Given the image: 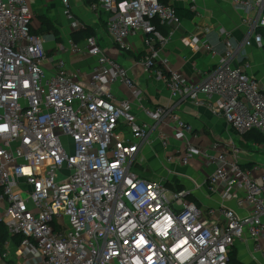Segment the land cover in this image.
<instances>
[{"label": "built area", "instance_id": "1", "mask_svg": "<svg viewBox=\"0 0 264 264\" xmlns=\"http://www.w3.org/2000/svg\"><path fill=\"white\" fill-rule=\"evenodd\" d=\"M175 1H189V11L197 12V0ZM233 1L256 14L243 20L250 30L245 45L254 37L264 53V0ZM92 8L110 13L106 31L121 50H131L129 39L142 40L143 72L163 83L175 104L149 106L145 90L93 36L86 45L97 66L88 81L78 80L32 33L31 0H0V221L10 236L21 237L19 257L25 264H229L231 251L247 238L264 256V174L255 177L258 165L243 169L237 147L228 151L216 142L204 151L188 143L168 160L187 166L195 156L209 159L215 167L209 190L245 215L226 205L200 208L190 191L138 173L139 155L159 125L171 120L180 133L192 132L176 113L182 102L209 105L239 135L264 138V89L247 73L249 63L234 66L230 33L220 32L226 52L216 69L190 84L165 56L182 26L173 5L98 0ZM158 25L173 29L164 36ZM181 42L217 56L199 35ZM115 85L135 104L117 102ZM160 140L167 150L168 137ZM7 258L6 250L0 264Z\"/></svg>", "mask_w": 264, "mask_h": 264}, {"label": "crops", "instance_id": "2", "mask_svg": "<svg viewBox=\"0 0 264 264\" xmlns=\"http://www.w3.org/2000/svg\"><path fill=\"white\" fill-rule=\"evenodd\" d=\"M96 3L98 0H70V6L66 8L61 0H31L34 14L32 33L40 38H46L48 42H44L45 48L50 57L65 60L69 71L80 81H88L97 66L98 60L91 56L86 45L87 37H96L106 54L128 69L132 78L145 90L149 106L174 105L175 101L171 100L165 85L148 78L143 72L141 61L146 53L142 40L129 39L131 50H121L106 31L110 13L103 8L94 11L92 6ZM165 4L173 5L182 17L179 16L182 20L181 28L177 29L175 37L165 50L172 70L182 74L190 84L199 83L207 73L216 69L220 58L225 55L226 47L220 35L224 30L230 33L229 40L235 53L234 66L249 63L247 73L259 81L264 89V53L254 42V37L251 46L245 45L250 30L243 20L249 15L256 16L251 14L247 6L237 5L233 0H197V12L194 13L192 20H187L184 15L185 11L190 12L189 1L165 0ZM67 11L70 12L69 15ZM41 18L50 22L51 27L59 31L58 36L53 38L51 31L46 32V35L40 33L42 29L45 31L46 27L42 26ZM74 24H78L79 27H74ZM158 29L162 35L168 36L173 28L158 25ZM184 35H199L213 47L217 56L213 57L203 50L198 53L190 51L181 42ZM71 44L78 46L80 52H72ZM112 92L117 102L124 100L134 104L136 102L131 93L121 85L113 86ZM176 110L180 118L192 127V132L180 133L171 120L159 125L152 134L151 143L145 145L139 155V175L146 179H158L173 191H190L191 201L200 208L226 205L237 209L234 201L225 200L222 194H214L209 190L207 185L209 176L215 169L209 159L195 156L189 165L183 166L178 161L170 162L168 158L182 155L188 143L207 151L214 143L219 142L222 149L228 151L232 147L240 149V163L243 169L258 165L260 172L255 177H259L264 174V138L258 132L239 135L225 119L217 116L209 105L200 107L188 101L179 103ZM139 115L142 120L151 123L143 114ZM162 134L168 137L167 150L160 140ZM257 135L261 136V141H258ZM3 207L0 204V216ZM237 211L245 215L244 211L239 209ZM18 248L17 240H8L3 246V251L0 250V256L6 250L8 252V258L2 259V264H25L17 254ZM235 251L243 264H264V256L255 252L254 243L248 238L238 242Z\"/></svg>", "mask_w": 264, "mask_h": 264}, {"label": "trees", "instance_id": "3", "mask_svg": "<svg viewBox=\"0 0 264 264\" xmlns=\"http://www.w3.org/2000/svg\"><path fill=\"white\" fill-rule=\"evenodd\" d=\"M177 14H178V16L181 17V13H180L179 11H177ZM194 16H195L194 13H190V12L185 11V15H184V17H185L187 20H192V19L194 18ZM181 18H182V17H181ZM40 21H41L43 27L46 26V27L49 28V27H51V25H52L50 22H48V21H44V18H41ZM50 30H54V31L56 32V30H55L53 27H51ZM42 31H43V30H42ZM42 31H41V32H42ZM41 32H40V33H41ZM89 37H92V36H89ZM89 37H87V39H88ZM87 39H86V40H87ZM257 137H258V141H259V140H260V141L262 140V138H261L260 135H257ZM8 240H17V244L19 245L20 242H21V237H12V236H10L9 233H8V229H7L6 225H5V222H4V221H0V250H1V251H3V250H2V249H3V246H4V244H5ZM229 264H243L242 262L239 261L235 249H233V250L231 251Z\"/></svg>", "mask_w": 264, "mask_h": 264}, {"label": "rangeland", "instance_id": "4", "mask_svg": "<svg viewBox=\"0 0 264 264\" xmlns=\"http://www.w3.org/2000/svg\"><path fill=\"white\" fill-rule=\"evenodd\" d=\"M34 16V15H33ZM55 29V28H54ZM43 30V29H42ZM56 30V32L54 31V30H50V28H48V27H45V31H42L41 33H43L42 35H46V32L47 33H49V31H51L52 32V34H53V38L54 37H56V36H58V34H59V31L57 30V29H55ZM42 39L44 40V42L46 41V42H48V40L46 39V38H44V37H42ZM53 40V39H52ZM45 42V43H46ZM24 196V198H26V196L25 195H23ZM0 210H1V208H0ZM2 213H3V210L1 211Z\"/></svg>", "mask_w": 264, "mask_h": 264}]
</instances>
